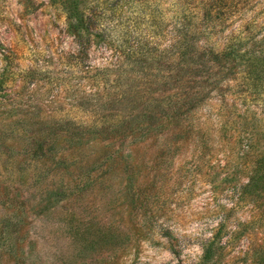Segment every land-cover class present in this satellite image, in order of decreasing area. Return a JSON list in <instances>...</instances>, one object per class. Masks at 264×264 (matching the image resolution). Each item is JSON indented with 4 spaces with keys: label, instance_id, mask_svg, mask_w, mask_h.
Here are the masks:
<instances>
[{
    "label": "rangeland",
    "instance_id": "obj_1",
    "mask_svg": "<svg viewBox=\"0 0 264 264\" xmlns=\"http://www.w3.org/2000/svg\"><path fill=\"white\" fill-rule=\"evenodd\" d=\"M0 264H264V0H0Z\"/></svg>",
    "mask_w": 264,
    "mask_h": 264
},
{
    "label": "trees",
    "instance_id": "obj_2",
    "mask_svg": "<svg viewBox=\"0 0 264 264\" xmlns=\"http://www.w3.org/2000/svg\"><path fill=\"white\" fill-rule=\"evenodd\" d=\"M232 53V52H231ZM126 124L123 123H117L112 130L118 131V132H125L124 130H122L121 128L125 127Z\"/></svg>",
    "mask_w": 264,
    "mask_h": 264
}]
</instances>
